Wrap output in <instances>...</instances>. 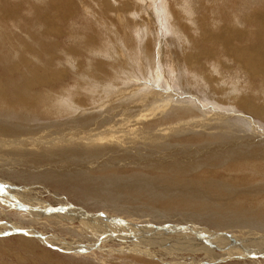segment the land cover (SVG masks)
<instances>
[{"label": "rangeland", "instance_id": "obj_1", "mask_svg": "<svg viewBox=\"0 0 264 264\" xmlns=\"http://www.w3.org/2000/svg\"><path fill=\"white\" fill-rule=\"evenodd\" d=\"M7 1L12 3V4H20L21 2H26V0H17V1L16 0H7ZM28 1L32 4L37 2V0H28ZM74 1L76 3V5H74V6H76V10H75L76 13L70 19L71 21H69V23L65 25V28H62L65 31L64 32L65 35H63L59 39L60 40L59 45L61 44V46L58 45V42L56 39L57 37L52 36L53 38L51 41H53V45H56L55 47H57L56 49L58 51H57V54H53V55L51 54L50 57H45V58L41 57L39 54L40 50L39 49L37 50V48H36L37 45H34L35 48H31L33 52H31V49H29L27 47L30 44L29 39L31 37H32L31 39H33L34 36H37L38 34H43L45 32V30L47 29L46 25H44V23L41 20H39V19L37 20L33 16L31 8H28V11L22 13L21 15H23V16H21V18L18 21H15V22L14 21H4V22L0 21V37L3 35V37H6V39L8 38L7 39L8 45L7 46L5 45L6 46V53L8 54L6 56H8V57L10 56L9 57V58H11L10 61H13V62L18 61V63H19V64L17 63L18 68H20V69L22 68L21 74L19 75V78L16 79V81L25 82V80H27L28 78H31L32 81L35 82V84L36 83L42 84L39 82L38 79H36L34 74L32 75V72L36 68L39 67V68L43 69V71H45V72L49 71L48 73H50L52 69L50 68L49 65L51 63H53L54 61H55V63L53 64L54 69H62L64 71V75H67V74L69 75V77L66 79V83L59 84L58 86H56V88H51V89L45 88V90H41L39 92L40 96L43 99L40 102L42 104L39 103L36 110H34V111L29 110L28 111V110H25L24 108H22L20 106H18V107H16V109H14L13 107H9L7 105L5 106L3 101H0L2 103L0 105V110H2V108H3V110L0 111V113L2 112L3 116L9 117V118L11 116H15V113H16V117L18 119L26 117V119H23L20 123V127L22 129H26L25 126L27 125L28 122L29 123L34 122L38 125L44 124L42 126L50 125V126H52L51 129L54 127L58 128L61 125H65L66 127L70 128V129H71V127L77 128V125L81 124V120H79L80 122H77L75 124H74V122L79 117H83L82 121L83 120L86 121V119L93 117L99 121L100 126H104V127L106 125L107 126L108 125L109 126H116V123L119 120H123V119L125 120L126 119L125 117H127V120H128V118H130V115H127V114H131V112L135 113V114H133V116L134 115L136 117L138 116L136 119H138L139 116H140V118H142L141 116L146 117L144 119L148 118L149 121L146 120L145 123H143L144 125L142 124L144 129L149 130L151 128L152 129L154 128L156 130H160L162 133H166V131L169 129H171V130L173 129L174 130L173 132L177 131L176 133H172V135H169L167 137L166 143H164V145H163L164 147H161L164 149H160L161 152L159 151L160 153H162V156H160L161 154H159V153L155 154V150H150V152H145L146 154L149 155L150 159L152 158L151 160L160 158V160L162 159V161H163V159L168 160L167 157L171 159L172 157H174V155L169 157V155H172V154H168V153L178 151L179 147L187 146L188 144L189 145L191 144L189 147L190 149L193 148L192 150L194 151L198 147L197 148L198 150L197 151L195 150L196 152L194 151L193 155L189 153L190 155H192L189 158H196V160L198 162L201 159L200 163H198V164H202L203 166L201 167V169L199 171L193 170V172H192V171L182 170L179 173H173L174 170H170L169 172L161 174V173H159V171H155L153 169H142V168H139V170L135 172V171H133L134 167H132L131 170L129 171L130 168L126 167V165L124 164L125 166H123V167L125 169L122 168L123 170L117 174L119 177L123 176V174L129 175L130 178L134 179V180H136V178H137V180L138 179L140 180V178L144 177L141 180L146 179V183L147 182L149 184L151 183V185L153 184L152 186L158 187V188H160V190L164 189L163 191L165 193H167V195H169L170 192H171L170 193V195H171L173 193V191H175V189H177L176 191L179 194L176 191L173 194L174 195L173 198H176L177 200L179 199V195H182V194L188 195L191 192L190 190H195V191L201 193L202 195H206L205 197H208L209 200L214 204L217 203V201H216L217 198L222 200V197L224 196L223 200H226L227 196L228 197L230 196V198H227V202L232 201L231 203L229 202V204H230L229 207H231V209L228 207L227 210H229V211H227V210L223 211L225 213L224 214L225 217L232 215V216H235V218H236V215L243 214V216L245 218L248 217L247 219H245L246 224L247 223H250V224L257 223L258 225H264V223L262 222V220L264 221V213H263L264 212V194L262 195V193H261V191L264 190V165H263L264 164V157L263 158L260 157V159H259L260 161H258L259 163H257V161H256L255 162L256 164L253 161L251 162V160L248 161L247 163L245 160H240V161L238 160L239 157L240 158L241 157L242 158L254 157V156H252L253 154L251 153V151H252L251 149H253L254 146H249L248 148L245 147L244 149H246V150H244V156H239V154H238V155H235L234 159H232L230 161L228 160L229 163L232 162L231 164L228 163L224 166H218V167L211 168L212 163L216 162L219 159L220 150H227V148H225V147H227L228 145H231L232 143L237 144L236 148H235V149H237L238 145L242 142L248 143V142L254 141V138L252 139L250 137L252 135L251 133H255L257 131L259 133L262 132V134L264 133V124H259L258 120H256V119L254 120V122H250L248 119L242 118L241 115L244 113H241V112L238 113V111L237 110L235 111V109H233V108L229 109L230 107L228 105H230V104L228 103V105H227L229 96H237L238 97V96H240V93H241V96H244L245 94H247V96H251V97H254L257 99H263L262 101L264 102V95L262 94L263 83H262V81H257V80L254 81L253 78L246 75V72H244L242 69L238 68L237 65L225 53L222 52V48L220 46H218V47L215 46L216 47V48L214 47L215 49L213 48L212 50H210L211 53L207 55L208 56L207 58H204V60L201 62V64L199 63L198 65H192V63L191 64L188 62L186 63L184 60L186 55H189L191 53L196 54L199 51V47H198V45H196V43H199L201 40V35H200V34H202L201 24L204 25L206 17H210V19L220 18L221 17V13H219L220 9H221L220 12H223L226 9V7H228L227 11H229L230 8L232 10H234V8H237V6L239 7V5H241V2L244 3V8H245L247 5V1H249V0H225V1L224 0H74ZM259 1H262L261 3L264 2V0H259ZM107 2H109V4L111 3V5L113 6L111 9H110V7H106ZM153 2H154V4H153ZM31 5H29V6H31ZM258 5H260V4H258ZM222 6L223 7L226 6V7L223 8ZM115 8L116 9L118 8V9L116 10ZM210 10H211V12L212 11L213 12L210 13L209 12ZM108 11H110V12H108ZM117 11H119V13ZM211 14H213V15H211ZM30 19H32L33 21L32 22L28 21ZM212 20H210V21H212ZM194 21L198 22V23H196V25H194ZM218 22H219V20H217V22L215 21L216 24H219ZM220 25H222V24L220 23L218 25V27ZM26 27H28V28H26ZM213 29L216 30L217 27L215 25H213ZM94 32H96V34H94ZM91 36L93 39L92 41H94V42L87 44V46L89 47L88 50H84V49L82 51L79 50L80 44H81V47H83V45H85L84 43H85L86 39L90 38ZM94 38L97 41H95ZM162 42L165 44V46H163V48L165 47V51L163 54L158 51L160 48V44ZM153 44H154V46H152ZM175 44H177V45H175ZM210 46L211 45L205 44V47L211 48ZM7 50H8V52H7ZM4 53H5V49H3V58L6 57L4 55ZM158 53H160V54H158ZM214 53H216V54H214ZM27 57L32 58V59H28ZM112 57L114 58V61L111 64L110 59ZM20 58H21V60H22V58L29 60V64L31 65L30 66L31 68H29V67L23 65L21 62H19ZM50 58H51L52 62L50 64H47L46 60H49ZM71 58L73 59V61ZM98 59L102 60V61L104 60V62L107 60H110V61L105 62V64H109V67H108V69H104L102 71H97V73H93V72H95L94 70L97 69V68H95L94 65H96ZM38 60H42V63H41V61H38ZM38 62H40V63H38ZM40 64H42V65H40ZM151 64H152V66H151ZM227 64H229V66ZM153 65L155 68L153 67ZM231 65H232V67H231ZM35 66H36V68H35ZM140 66H141V68H140ZM30 69H32V70H30ZM91 71H93V72H91ZM48 75H49V81H56V77H53L50 74H48ZM50 76H51V78H50ZM103 76H104V78H103ZM152 81H153V84H152ZM217 81H220V82H217ZM84 84H86V85H84ZM129 84H130V86H129ZM196 84L198 87L196 86ZM200 84H202V85H200ZM207 84H210V86L214 87V88L217 87L215 89L216 91ZM42 85H44V84H42ZM134 87H136V88H134ZM208 87H210V89ZM114 88L116 89V91ZM118 88H119V90H120V88L124 89L125 91H127L126 93H128V94L135 92V95L130 96L131 98H133L132 102H128L126 104L121 105L118 108L113 109V107H111L109 104H110V100L113 97H115V95H113V94H115V92L117 93L119 91V90H117ZM207 88L210 91L207 90ZM232 88H234V89H232ZM159 89H160L162 95L158 94V93H160ZM204 89H205V91H204ZM202 90H203V93H202ZM215 92H216V94H215ZM229 92H230V94H228ZM252 92L255 94H253ZM258 93H260V94H258ZM108 94L111 95L110 98H107L109 96ZM170 94H172V95H170ZM173 94H175V95H173ZM203 94H206L207 96H205ZM218 94L223 98L217 99V98H220V96ZM117 95L118 94H116V96ZM157 95L161 96V98ZM194 97H195V99H194ZM196 97H197V100H199V98H200V100L198 102L196 100ZM44 99H45V101H44ZM74 100H76V101H74ZM77 100L82 101L81 107H78V108H80L81 111L75 113L74 117H73V115L66 113V114H62L60 116L61 118L59 116L58 117L54 116L53 118H51L53 116V114L54 115L57 114V112H55L53 110V106L56 105L55 101H67V102L70 101L69 104H70V107H72L71 106L72 103L73 104L76 103V106H78ZM188 100H190V101H188ZM202 101H203V103H202ZM47 103H48V105H47ZM150 103L156 104L157 106L156 105L155 106L158 109L154 105H153V107H151L152 105ZM162 103H164V104H162ZM182 103L186 104V105H188V103H190L189 106L191 108H193L191 110V112L189 111V113H188L185 110L180 111V106L183 105ZM197 103H199V104H197ZM140 105H143V106H140ZM201 105L203 106V108ZM177 106H179V107H177ZM83 107H85V108H83ZM154 107L156 110L154 109ZM175 107H177V109H175ZM197 107H199V108H197ZM227 107H228V110H226ZM105 108L106 109L108 108L107 111ZM120 108H122V109H120ZM160 108H161V110H160ZM145 110H146V112H145ZM147 110H148V113H147ZM26 111H28V113ZM118 111H120V112H118ZM139 111L142 113H140ZM209 111H211V113ZM234 111H235V114L233 115ZM82 112H85V113L83 114ZM110 112H112V113H110ZM143 112H145V113L143 114ZM150 112L153 114V116L150 114ZM168 112H170V113H168ZM106 113H110V114L108 115ZM199 113L201 115H199ZM104 114L106 116L108 115L107 118ZM171 114H172V116H171ZM63 115H65V116H63ZM101 115H103V116H101ZM110 115H112V116H110ZM154 115L156 116V118ZM168 115H169V118H167ZM229 115H230V117H229ZM119 116H120V119H119ZM149 116H150V118H149ZM195 116H196V118L197 117L198 118L196 119ZM236 116H237V119L240 120V122H238L236 120V118H234ZM246 116L250 118L249 115H246ZM48 117H50V118H48ZM189 117L194 118L196 120L192 119V121H190L191 118H189ZM210 117L212 119H210ZM219 118H221V119L219 120ZM225 118H227V119H225ZM108 119L110 120V122L107 121ZM179 119L182 122L184 120V122H183L184 125L181 122L180 126H179V124H178ZM3 120H5V118H3ZM129 120L131 122L133 121V119H129ZM211 120L213 121V123H216V122L221 123V121H223V123L217 124L213 127V126H211V124H209L212 122ZM225 120H227V121H225ZM23 121L26 123H23ZM156 121H158V122L160 121L161 123L164 122V125H163V123L161 124V123H158ZM205 121H207V122H205ZM69 122L71 124H69ZM105 122H107V123H105ZM228 122L232 123L234 126H237L238 128H240V127L241 128L243 127V128L242 129L240 128L241 132H239L237 135H234L233 139L226 141V139H228V136H226L227 138H225L223 133L220 134L217 132L218 131L223 132L224 127L228 126L227 125V124H229ZM248 122L251 123L250 126L252 128L249 126ZM168 123L170 125H168ZM198 123H199V125H198ZM22 124H23V127H22ZM67 124H69V125H67ZM120 124L121 123H119V125ZM165 124H166V127H164ZM193 124H194V126H193ZM207 124H209V126ZM243 124H245V125H243ZM218 125H220L222 128ZM201 126H203V128ZM255 126L258 128V130L256 129ZM208 128H210V129L212 128L211 133L213 132L214 135L210 136L209 134H206V130ZM248 128H251V130ZM43 129L47 130V128L41 127V128H39L40 133L43 131ZM184 129L185 130L190 129V131H192L191 134L190 135H180ZM202 129H204V130L201 133H199L198 131H200ZM259 130H261V131H259ZM37 131L33 130L34 133L35 132L37 133ZM179 131H181V132H179ZM40 133H37V134H40ZM178 134H179V136H177ZM221 135L224 137L225 141L221 140V139H223V137ZM188 136L191 137V139H189ZM181 137L184 138V140H185V138H187L188 139L187 142H189V143L186 145H185V143H182L183 139H181ZM206 137H208V138L206 139ZM214 137L216 140L214 139ZM192 138H194L193 141H192ZM219 138H220V140H218ZM173 139H174V141H173ZM213 140H215V141H213ZM176 142H178V143H176ZM205 142H206V144H205ZM209 142H210V144H208ZM212 142L214 143L215 146H218V147H214ZM216 142L221 144V145L217 144ZM154 143H152L153 146L159 144L158 142H154ZM202 143H204V145H202ZM224 143H225V145H223ZM182 144H184V145H182ZM165 145H168L167 149H165L166 148ZM153 146H151V147H153ZM203 146H205V148ZM222 147H223V149H222ZM169 148H172V149L169 150ZM163 150H164V152H163ZM242 153L243 152H240V154H242ZM199 154H201V156ZM133 155H135V154H133ZM194 155H196V156H194ZM188 156H185V159H181L179 161L186 160V158H188ZM197 156H199V157H197ZM182 157L183 156H180L178 158H182ZM134 158H137V157H134ZM210 162H211V164H210ZM29 165L30 164H22L19 168L22 170L23 173H25L24 175H32L31 176L32 178L31 177L29 179L27 178L28 180H25L27 182L21 181V183H19L20 182L19 181L16 183L21 184L22 187H19L20 191H24L26 193L25 194L26 196H28L30 198L33 197V199L31 201L34 202V200H35L34 197H37V198H39L45 202L52 201L53 207H55L57 209H59L61 207H65V209H66L67 204L73 205L72 207H74L75 209H77V207L82 209L81 207L83 205H81V204L84 203V201H85V203H86V201H88L87 198H85V196H84V192L82 193L83 186H79L77 183H72L69 186L64 185V187H63L62 183H63L64 179L62 180L60 178V176H61L60 171H57L58 173L56 172V174H54L56 177L59 178V179L57 178L59 181H57V179H55V181L53 180V182H52V179H48L49 177H46V175L44 174L45 173L44 171H46V170L40 172V170H37L34 165H30V166ZM58 165L59 164L51 163V167H54L55 169L58 168ZM249 165H251V166H249ZM1 166H3V164ZM45 167H46V169H48L47 166H44V168ZM249 167H250V170H249ZM255 167H257L256 170H255ZM33 168H35V169H33ZM75 168H73V170H75ZM243 168H245L244 172H243ZM2 169L3 168H0V172H3ZM136 169H138V168H136ZM124 170H125V172H124ZM75 171H77V170H75ZM131 171H133V172H131ZM213 171H215V172H213ZM36 174L38 176H41L40 174H42V177L41 178L40 177H38V178L33 177V175H36ZM194 174H195V177H194ZM212 174H214L215 176H213ZM226 174H228V175H226ZM200 176H201V178H200ZM216 176H218V177H216ZM179 177H180V179H179ZM203 177L205 180L202 179ZM156 178H157V180H156ZM192 179H194V180H192ZM50 180H51V182H49ZM185 180H187V182H185ZM233 181H234V183H233ZM172 182L174 184H172ZM191 182H193V183H191ZM217 182L224 183L226 186L222 185V189H221L219 186L216 185ZM57 183L59 185H62V186H59ZM76 184H77V186H76ZM205 184H207V185H205ZM261 185H263V186H261ZM170 186L172 187L171 189L169 188ZM231 186H233V187H231ZM76 187H77V189H76ZM186 187H187V189H186ZM203 187H204V189L202 190ZM206 187L208 188V190ZM61 188L62 189L64 188V189L62 190ZM67 188H68L69 192H68V190H66ZM72 188L74 189L75 193L73 192ZM165 188H167V190H169V192ZM32 189H34V190H32ZM172 189H173V191H172ZM188 189H189V191H188ZM253 189H254V193H252ZM64 190H65L66 194H65ZM33 191H34V193H33ZM202 191H204V192H202ZM232 191H233V193H232ZM235 191H236V193H235ZM216 192H217V194H216ZM249 192H250L251 196L249 195ZM18 193L21 194L20 192H18ZM175 193H176V195H175ZM209 193H211V194H209ZM225 193L226 194L229 193V194H227V196H225L226 195ZM139 195H140V197H139ZM210 195H212V196H210ZM213 196H214V199H212ZM92 197H94V196H92ZM131 197L133 199H131ZM12 198H13V200L11 198H7V202L12 203V204L16 203V202H14L16 200L15 199L16 197L12 196ZM30 198H28V199H30ZM137 198H138V200L139 199H141V200L138 201ZM8 199H10L11 201ZM238 199H240V200H238ZM251 199H253V200H251ZM82 200H84V201H82ZM256 201H260V202L256 203ZM126 202H128L129 210H131L130 212H131V215H133V216L129 217L128 215H125L124 212L123 213L117 212L114 214L116 216L115 218L120 219V222L122 225L121 228L123 227L122 230L123 231L125 230L124 232H126V229H127V232L129 231L134 236L138 235L137 237H140V235L143 234L142 233L143 231L140 233H139V231L144 229L143 227H145V226H149V227H155L156 226L157 228H164L166 226H171V227L175 226V227L180 228V230L178 229L177 233H175L174 236L170 238L169 244L167 242L166 243L164 242V241H166V239L161 241V242H163L161 244V245H163V247H160V245L158 246V244L160 242L158 244L153 242L155 248L153 246H151L149 251L157 252L160 255H166V253L172 254V256H174V257L170 256L169 257L170 261H176L175 259H177L180 262H183L184 264H206V263L209 264L208 259L206 257V254H205L204 250H202V248L207 246L204 243V240H207L212 244L214 242V239H211L207 236L205 237V235L203 236L200 234H198L197 235L198 237H197L196 234L190 232L192 229H194L193 225H195L197 227H201V228H203L205 226L207 228L210 227L209 223L207 225V223L195 221V218H194L195 214L193 215V213L198 212L199 210L193 211V209H195V208L188 209V208H186V206L182 207L180 205L178 206V208H171L169 206L170 205L169 201H165V202L159 201V200L154 201V198H152L151 195L149 197V196H147L145 194H141V193L140 194H133V195L129 194V196L126 198ZM123 203H125V201ZM78 204H79V206H78ZM2 205H3V201L0 200V222H1V225H3L2 224V222H3V219H2L3 216L2 215L12 213V212L8 211V208L6 207V205H3V206ZM140 205L142 207H140ZM149 206H152V207H149ZM120 207L124 208L125 206L120 205ZM184 209H186V210L184 211ZM139 210H141V211H139ZM146 210H147L148 214L146 213ZM260 210H261V212H259ZM19 211L26 213V211H24V210H19ZM150 211L152 214L150 213ZM178 211L179 212L181 211V212L178 213ZM7 212H9V213H7ZM172 212H174V213H172ZM235 213H236V215H235ZM260 213H261V215H260ZM107 214H109V213H107ZM18 215H19V213L17 214V212H13V215L11 217L14 220L15 219H21V218L24 219V217H22V215L20 218L18 217ZM122 216H125V217H122ZM138 216H140V217H138ZM217 216H218L217 218L221 217L219 215H217ZM250 216H251V218H250ZM25 217H27V216H25ZM189 217H192V218H189ZM259 217H260V219H259ZM200 218H201V216H200ZM54 219H55V217H53V220ZM256 219L257 220L259 219V220L257 221ZM148 220H149V223H148ZM218 220H223V219L220 218ZM92 221H94V218L92 219ZM138 221H139V223H138ZM50 223H51V221H50ZM165 223H167V224H165ZM1 225H0V227H1V229H3L2 228L3 226H1ZM39 225L43 226L42 228H43L44 232H46V231L51 232V230H49L48 227H46V229L44 228L43 223H39ZM76 225H78V223H76ZM133 226H138L140 230H136L137 228L132 229L131 227H133ZM95 227L98 230L96 225H95ZM216 227H217V225H216ZM216 227L215 228L211 227L209 229L212 231H215V233L217 235L224 236L223 233H226V231H224L222 233ZM187 229H188V231H186ZM234 229H233V231H234ZM104 230H108L107 227L105 229H101V231H103V232H104ZM97 232L100 234L99 236H102V233L99 230ZM133 232H136V233H133ZM56 235H58V234H56ZM61 235L62 234H60V236ZM65 235H62V237L67 238L69 236L68 234H65ZM108 235H110V234H107V236ZM184 235H185V237H183ZM9 236H11V235H9ZM5 237H6L5 235H0V239H4ZM66 238H65V240L72 242V241H70V237H68L69 239H66ZM154 239H156V238H154ZM184 240H186V241H184ZM0 241H2V240H0ZM251 241L253 244V242H257L258 240L251 239ZM138 242H140L141 244L144 245L148 241L143 242V241H140V239H139ZM176 242L177 243L180 242L179 243L180 246L179 247H172L173 245H171V244H177ZM153 243H152V245H153ZM170 245L172 248L170 247ZM113 246H112V248H115V245H113ZM199 246H204V247H199ZM36 248L37 247H35V249ZM168 248L171 250L169 251ZM179 248L182 250V252L179 251L180 250ZM12 249H13V251H12ZM38 249H40V248H38ZM41 249L46 250L47 253L49 255H51V256H49V258H46L47 260L45 258H43V256L41 257L43 250H41L42 252H40L41 255L39 254V251H36L35 253L32 252L31 257H30V253L29 252L25 253L26 251H24L23 248L20 246V244L18 242H16V239L5 240V242H0V264H96V263L97 264H103V262L105 264H120V263L121 264H131L133 261L135 263L138 262L137 264H149L150 263V260H148L149 262L146 261V262L141 263L142 260L144 261V259H147L144 255H139V256L133 257L131 253H121V254L120 253H112V254L108 253L109 255H106L108 257H106V256L104 258L102 257V260H100V258H101L100 256L95 257V256H91L89 254L88 256L86 255V256H84V258H82L80 256H76V254L66 253V252H63L57 248L54 249L53 247H50V245L47 246V245L42 244ZM194 251H195V253H194ZM214 251H213V253H223V252H226L229 250H227V249H217L216 250L215 249ZM197 253L199 255H197ZM105 254H107V253H105ZM129 256H131V257H129ZM21 258L22 259H25V258L29 259V261L28 262L24 261ZM33 259H36L37 261L33 262L32 261ZM90 260H92L91 263H90ZM136 260H138V261H136ZM155 260L151 261L150 264H163L160 260H156V261ZM179 261H177V262H179ZM238 261L239 260H235V259L234 260H224V261H220V263L215 262L212 264H224V263L225 264H229V263L230 264H238Z\"/></svg>", "mask_w": 264, "mask_h": 264}, {"label": "bare ground", "instance_id": "obj_2", "mask_svg": "<svg viewBox=\"0 0 264 264\" xmlns=\"http://www.w3.org/2000/svg\"><path fill=\"white\" fill-rule=\"evenodd\" d=\"M261 2L262 1H259V0H249V1H247V5L245 8H244V3L241 2V5H239V7L236 5L237 8H234V10H232L230 8L229 11H227L228 7L224 6V7H226V9L223 12H220L221 9L219 10V13H221L220 18H214V19L212 18L213 19L212 20V19H210V17H206L204 25L201 24V30H202V34H200L201 40L199 43L195 42L196 45H198V47H199V51L196 54L191 53L189 55H186L185 59H184L185 62L186 63L188 62L190 64L192 63V65H198L199 63L201 64V62L204 60V58H207L208 57L207 55L211 53L210 50H212L215 46L216 47L220 46L222 48V52L225 53L237 65L238 68H240L244 72H246V75L253 78L254 81H256V80L262 81V83H263L262 94L264 95V2L263 3H261ZM31 4L32 3H30L28 0H26V2H21L20 4H12V3L8 2L7 0H0V21L1 22L2 21L3 22L4 21H14V22L18 21L21 18V16H23L21 14L28 11V8H31L33 16L37 20L38 19L41 20L44 23V25H46L47 29L45 30L44 33L42 32L43 34H38L37 36H34L33 39H31L32 38L31 37L29 39L30 44L27 47L29 49H31V48H35L34 45H37L36 48H37V50L38 49L40 50L39 54L43 58L50 57L51 54L52 55L57 54V51H58L56 49L57 47H55L56 45H53V41H51L53 38L52 36L57 37L56 39H57V42L59 45V43H60L59 39L63 35H65V33H64L65 31L62 28H65V25L68 24L69 21H71L70 19L76 13V11H75L76 6H74V5H76L75 1L74 0H37L36 3H33L32 5ZM153 4H154V2H153ZM258 4H260V5H258ZM29 5H31V6H29ZM106 7H110V9H111L113 6L111 5V3L109 4V2H107ZM108 12H110V11H108ZM117 12L119 13V11H117ZM209 12L212 13L213 11L211 12V10H210ZM211 15H213V14H211ZM210 20H212V21H210ZM217 20H219V22H218L219 24L220 23L222 24L219 27H218L219 24L215 23V21L217 22ZM28 21L32 22L33 20L30 19ZM196 23H198V22L194 21V25H196ZM213 25H215L217 27L216 30L213 29ZM26 28H28V27H26ZM94 34H96V32H94ZM92 36L90 38L86 39V41L84 43L85 45H83V47H81V44H80L79 50H81V51L83 49L88 50L89 47L87 46V44L94 42V41H92L93 40ZM7 39H6V37H3V35L0 37V55H1L0 56V101H3L5 106L7 105L9 107H13L14 109H16V107L20 106V107L24 108L25 110H28V111L33 110L34 111L37 109L39 103L43 99L40 96L39 92L41 90H45V88H47V89L48 88L49 89L56 88V86H58L59 84L66 83V79L69 77V75L68 74L64 75V71L62 69H54L53 64L55 63V61L53 63H51L52 60L50 58L49 60H46L47 64L51 63L49 65L50 68L52 69L50 73H48L49 71L48 72L43 71V69H41L39 67L36 68V66H35L36 69L33 71L34 73L31 71L32 75L34 74L36 79H38L39 82L44 84V85L37 84V83L35 84V82H33L31 78H28L27 80H25V82L16 81V79L19 78V75L21 74L22 68L21 69L18 68V65H17L18 61L17 62L10 61V59H11V58H9L10 56L9 57L6 56V55H8L6 53V46L8 45ZM95 41H97V40L95 39ZM163 42L160 44V48L158 50L162 54L165 51V47L163 48V46H165V44ZM205 44L211 45L210 46L211 48L205 47ZM175 45H177V44H175ZM59 46H61V44ZM152 46H154V44ZM3 49H5V53H4V55L6 56L5 58H3ZM7 52H8V50H7ZM31 52H33L32 49H31ZM160 53H158V54H160ZM214 54H216V53H214ZM27 58L32 59L29 57H27ZM110 60H111V64H112L114 61V58L112 57ZM110 60H107V61H110ZM38 61H41V63H42V60H38ZM72 61H73V59H72ZM107 61H105V62H107ZM19 62H21L23 65L31 68L30 67L31 65L29 64V60H26L25 58H22V60L20 58ZM105 62H104V60L102 61V60L98 59L96 65H94L95 68H97V69L94 70L95 72H93V71H91V72L97 73V71H102L104 69H108L109 64H105ZM38 63H40V62H38ZM229 64H227V65L229 66ZM40 65H42V64H40ZM151 66H152V64H151ZM153 67H154V65H153ZM231 67H232V65H231ZM140 68H141V66H140ZM30 70H32V69H30ZM48 74H50L53 77H56V81H49V75ZM51 76H50V78H51ZM103 78H104V76H103ZM217 82H220V81H217ZM152 84H153V81H152ZM84 85H86V84H84ZM200 85H202V84H200ZM207 85L210 86V84H207ZM129 86H130V84H129ZM196 86H197V84H196ZM210 87H208V88L210 89ZM121 88H120V90H119V88L117 89V90H119L117 93L116 92H115V94H113L114 92L112 93L113 95H115V97H113L110 100L109 105L111 107H113V109L118 108L121 105L126 104L128 102H132L133 98H131L130 96L135 95V92L128 94V93H126L127 91H125L124 89H121ZM134 88H136V87H134ZM208 88H207V90H209ZM211 88H213L215 90L217 87L216 88L211 87ZM232 89H234V88H232ZM115 91H116V89H115ZM204 91H205V89H204ZM159 92L160 93H158V94L162 95L160 89H159ZM202 93H203V90H202ZM260 93H258V94H260ZM116 94H118V95L116 96ZM215 94H216V92H215ZM228 94H230V92ZM253 94H255V93H253ZM159 95H157V96H159ZM170 95H172V94H170ZM173 95H175V94H173ZM203 95L207 96L206 94H203ZM110 96L111 95H109L107 98H110ZM159 97L161 98V96H159ZM221 98H223V97L220 96V98H217V99H221ZM228 98L229 99H228L227 105H228V103L230 104V105H228L230 107L229 109L233 108V109H235V111L237 110L238 113L239 112L244 113L241 115V117L244 119L245 118L248 119L250 122H254V120L256 119V120H258L259 124H264V102L262 101L263 99H257V98L251 97V96H247V94H245L244 96H241V93H240V96H238V97L237 96H229ZM194 99H195V97H194ZM196 100H197V97H196ZM199 100H200V98H199ZM199 100H197V102ZM44 101H45V99H44ZM74 101H76V100H74ZM77 101H78L77 102L78 106H76V103H74V104L72 103V105H71L72 107H70V104H69L70 101H68V102L67 101H55L56 105L53 106V110L55 112H57V114H55V115L53 114V116L51 118H53L54 116L60 117L62 114H66V113H69L70 115H73V117H74L75 113L81 111L80 108H78V107H81L82 101L81 100H77ZM188 101H190V100H188ZM202 103H203V101H202ZM1 104L2 103L0 102V105ZM40 104H42V103H40ZM162 104H164V103H162ZM197 104H199V103H197ZM47 105H48V103H47ZM151 105H152L151 107H153V105L155 106L156 104H151ZM189 105H190V103H188V105H186V104H183L182 106L179 105L180 111L185 110L188 113H189V111L191 112V110L193 108H191ZM140 106H143V105H140ZM179 106H177V107H179ZM155 107H154V109H155ZM177 107H175V109H177ZM83 108H85V107H83ZM197 108H199V107H197ZM202 108H203V106H202ZM107 109H106V111H107ZM120 109H122V108H120ZM2 110H3V108H2ZM2 110H0V111H2ZM160 110H161V108H160ZM226 110H228V107L226 108ZM28 111H26V112L28 113ZM235 111H234L233 115L235 114ZM118 112H120V111H118ZM145 112H146V110H145ZM145 112H143V114ZM209 112L211 113V111H209ZM82 113L84 114L85 112H82ZM110 113H112V112H110ZM110 113H106V114L109 115ZM140 113H142V112H140ZM147 113H148V110H147ZM168 113H170V112H168ZM133 114H135V113L131 112V114H127V115H130V118H128V120H127V117H125L126 118L125 120L124 119L119 120L116 123V126H109V125L107 126L106 125L104 127V126H100L99 121L93 117L86 119V121L85 120L82 121L83 117H79L80 119L77 118V120L75 119L76 121L74 122V124H75L77 122H80L79 120H81V124L77 125V128L71 127V129H70V128L66 127L65 125H61L58 128L54 127L51 129L52 126H50V125L42 126L44 124L38 125L34 122H32V123L28 122L26 126L24 125L26 129H22L20 127V123L23 119H26V117L18 119L16 117V113H15V116H11L9 118V117L3 116V113L1 112L0 113V168H3L2 169L3 172H0V195H1L0 200L3 201V205H6V207L8 208V211L12 212L11 213L12 215H13V212H17V214L19 213L18 217L20 218L22 215V217H24V219L21 218V219H15L14 220V219H12L11 214H3L2 215L3 216V218H2L3 219V222H2L3 225H1V222H0V225L3 226L2 227L3 229H1V227H0V235H5L6 237L4 239H0V240H2L0 242H5V240H9V239L10 240L16 239V242H18L20 244V246L23 248V250L26 251L25 253H27V252L30 253V257H31L32 252L35 253L36 251H39V254H40V252H42L41 250H43V249H41L42 244H44L47 246L50 245V247H53L54 249L57 248V249H59L63 252H66V253L76 254V256H80L82 258H84V256H86V255L88 256L90 254L91 256H95V257L100 256L101 257L100 260H102V257L104 258L106 255H109L108 253H111V254L112 253H120V254L121 253H131L133 257L139 256V255H144L147 258V259H144V261L141 259L142 260L141 263L146 262V261L149 262L148 260H150V263H151V261L156 259V260H160L163 264L164 263L165 264H184L183 262H180L177 259H175L176 261H170L169 257L172 256V254L166 253V255H160L157 252L149 251L151 246L154 247V243L158 244L160 242L158 244V246L160 245V247H163V245H161L163 242H161V241H163L164 239H166V241H164V242L165 243L167 242L169 244L170 238L173 237L175 233H177L178 229L180 230L179 227L166 226L164 228H157L156 226L155 227L145 226V227H143L144 229L139 231V233L143 231L142 232L143 234L140 235V237H137L138 235L134 236L129 231L127 232V229H126V232H124L125 230L124 231L122 230L123 227L121 228L122 225H121L120 219L115 218L116 216L114 214L117 212H120V213L124 212V214L128 215L129 217L133 216V215H131V212H130L131 210H129V207H128L129 201L126 202V198L129 196V194L133 195V194H140L141 193V194H145L149 197L151 195L152 198H154V201H158V200L163 201V202L169 201L170 202L169 206L171 208H178V206L180 205L182 207L186 206V208H188V209L195 208V209H193V211L199 210L198 212L193 213V215L195 214L194 215L195 221L207 223V225L209 223L210 227L207 228L205 226V227L201 228V227H197V226L193 225L194 229L191 228L192 230L191 231L189 230V231L191 233L196 234V236L198 234H200L203 236L205 235V237L207 236L211 239H214V242L212 244L209 241L203 239L204 243L207 246L206 245H205L206 247L199 246V247H204V248H202V250H204L209 264H212L215 262L220 263V261L234 260V259L239 260L238 264H264V225H258L257 223H254V222H253L254 224H250V223L246 224L245 219H247L248 217L245 218L243 216V214L236 215V213H235L236 218H235V216H232V215L225 217V215H224L225 213L223 211L224 210L226 211L228 209V207L230 206V204H229L230 201L227 202V198H230V196L229 197L227 196V194H229V193H227V194L225 193L226 194L225 196H227L226 200H223L224 196L222 197V200L215 198L217 201V203H215V204L212 203L208 197H205L206 195H202L201 193H199L195 190H190L191 192L188 195H183V194L179 195L180 200L179 199L177 200L176 198H173L174 197L173 194L177 189H175V191H173V189H172L173 193L170 195V193H171L170 192L169 195H167V193H165L163 191L164 189L160 190V188L152 186L153 184L151 185V183L150 184L148 182L146 183V179L141 180L144 177L140 178V180L139 179L137 180V178H136V180H134V179H131L129 175L123 174V176H120V177L117 175L118 173H120V171L123 170L122 168H124L123 166H125V165H126V167L130 168L129 171L131 170L132 167H134L133 171H135V172L138 171L139 168H142V169H153L155 171H159V173H161V174L169 172L170 170H174L173 173H179L182 170L192 171V172H193V170L199 171L201 169V167L203 166L202 164H198V163H200L201 159L198 162L196 160V158H189L193 155L195 150L196 151L198 150L197 149L198 147L196 149L194 148L195 150L193 151L192 150L193 148L192 149L189 148L191 144L190 145L188 144L189 143V142H187L188 139L185 138V140H184V138H182V137H181V139H183L182 143H185V145L186 144H188V145L179 147L178 151L172 152L173 151L172 150L171 151L172 153H168V154H172V155H169V157L174 155V157H172L171 159L167 157V159L169 161L165 160V159H163V161H162V159L160 160V158L151 160L152 158L150 159L149 155L146 154L145 152H150V150H155V154L159 153V154H161L160 156H162V153H160L161 152L160 149H164V148H161V147H164L163 145H164V143H166L167 137L169 135H172V133H176L177 131L173 132L174 131L173 129L172 130L169 129L166 131V133H162L160 130H156L154 128L153 129L151 128L149 130L144 129L143 123H145L146 120L149 121L148 118L144 119L146 117L141 116L142 118H140V116H139V118L136 119L138 116L137 117L135 115L133 116ZM150 114L153 116V114L151 112H150ZM245 114L249 115L250 118L247 117ZM112 115H110V116H112ZM199 115H201V114L199 113ZM230 115H229V117H230ZM63 116H65V115H63ZM101 116H103V115H101ZM107 116H106V118H107ZM171 116H172V114H171ZM3 118H5V120H3ZM48 118H50V117H48ZM149 118H150V116H149ZM155 118H156V116H155ZM167 118H169V115L167 116ZM189 118H191V117H189ZM195 118H196V116H195ZM234 118H236V120L238 122H240V120L237 119V116ZM119 119H120V116H119ZM129 119H133V121L131 122ZM192 119H194V118H191L190 121H192ZM196 119H194V120H196ZM210 119H212V118L210 117ZM220 119L221 118H219V120ZM225 119H227V118H225ZM107 121L110 122L109 119ZM160 121L159 122L156 121V122L161 123ZM225 121H227V120H225ZM181 122L182 121H180V119H179V123H178L179 126H180ZM183 122H184V120H183ZM183 122H182V124L184 125ZM205 122H207V121H205ZM23 123H26V122L23 121ZM105 123H107V122H105ZM119 123H121L122 125L121 124L119 125ZM162 123L164 125V122H162ZM221 123H223V121H221ZM221 123H219V122L213 123V121H212L209 124H211V126L214 127L215 125L221 124ZM228 123H229V124H227L228 126L224 127L223 132L217 130L218 131L217 133H220V134L223 133L225 138H227L226 136H228V139H226V141L233 139L234 135H237L239 132H241V129L243 128V127L242 128L240 127L241 128L240 129L237 126H234L232 123H230V122H228ZM69 124H71V123L69 122ZM69 124H67V125H69ZM209 124H207V125L209 126ZM250 124L251 123H249V126H250ZM168 125H170V124L168 123ZM198 125H199V123H198ZM243 125H245V124H243ZM193 126H194V124H193ZM218 126H220V125H218ZM22 127H23V124H22ZM41 127L47 128L48 131L46 129H45L46 131L43 129V131L40 133L39 128H41ZM164 127H166V124ZM201 127L203 128V126H201ZM251 128H248V129L251 130ZM204 129H202L198 132L201 133ZM209 129L210 128H208L206 130V134H209L210 136L214 135L213 132L211 133L212 128L210 130ZM256 129L258 130L257 127H256ZM33 130L34 131L38 130L37 133H40V134H37L36 132L34 133ZM184 130H183V132L179 131V132H181L180 135H190L192 132V131H190V129L185 130V131ZM259 131H261V130H259ZM251 134L252 135L250 137L252 139L254 138V141L251 140L252 142H248V143L247 142H242L240 144L238 143L239 145H238L237 149H235L237 144L232 143L231 145H228L227 147H225V148H227V150H220L219 159L216 162L212 163L211 168L218 167V166H224V165L228 164L230 160L234 159L235 155L239 154V156H244V150H246L244 148L245 147L248 148L249 146H254V148L251 149L252 150L251 153L253 154L252 156H254V157H248L249 159L247 157L246 158H242V157L240 158L239 157L238 160L239 161L245 160L246 163L250 160H251V162L253 161L255 163L257 161V163H259L258 161H260L259 160L260 157H262V158L264 157V133L262 134V132L259 133L257 131L255 133H251ZM177 136H179V134ZM224 137L221 140L225 141ZM188 138L191 139V137H189V136H188ZM207 138L208 137H206V139ZM193 139L194 138H192V141H193ZM214 139H215V137H214ZM215 140H213V141H215ZM218 140H220V138ZM173 141H174V139H173ZM154 142H158L159 144L153 146L152 143H154ZM176 143H178V142H176ZM205 144H206V142H205ZM208 144H210V142ZM217 144H219V143H217ZM182 145H184V144H182ZM202 145H204V143H202ZM219 145H221V144H219ZM223 145H225V143ZM151 146H153V147H151ZM165 146H166L165 149H167L168 145H165ZM213 146L218 147V146H215L214 143H213ZM203 147L205 148V146H203ZM170 149H172V148H169V150ZM222 149H223V147H222ZM163 152H164V150H163ZM240 152H243V153L240 154ZM189 153L192 155H190ZM133 154H135V155H133ZM199 155L201 156V154H199ZM180 156H183V157L178 158ZM185 156H188V158H186L187 161L186 160L179 161L181 159H185ZM194 156H196V155H194ZM134 157H137V158H134ZM197 157H199V156H197ZM51 163L59 164L58 168L55 169L54 167H51ZM231 163H229V164H231ZM2 164H3V166H1ZM22 164L34 165L37 170H40V172L46 170V171H44L45 172L44 174L46 175V177H49L48 179H52V182H53V180L55 181V179L58 178L54 174H56L57 171H60L61 176L63 177L62 178L60 176V178L62 180L64 179V181L62 183L63 187H64V185L69 186L72 183H77L79 186H83L82 193L84 192V196H85V198H87L88 201H86V203H85V201L82 200V201H84V203L81 202L82 203L81 205H83L81 207L82 209L78 208L77 206H76L77 209H75L74 207H72L73 205H68V204L66 206V209H65V207H61V208L57 209V208L53 207L52 201L45 202V201H43L37 197H34L35 198L34 202L31 201L33 199V197L30 198V197L26 196L25 195L26 193L24 191H20L19 187H22L21 184L16 183L19 181H20L19 183H21V181L23 182L25 180H28L32 176V175H24L25 173H23L22 170L19 168ZM210 164H211V162H210ZM44 166H47L48 169H46V167L44 168ZM249 166H251V165H249ZM35 168H33V169H35ZM73 168H75V170H77V171L73 170ZM136 168H138V169H136ZM256 168L257 167H255V170H256ZM244 169L245 168H243V172H244ZM249 170H250V167H249ZM133 171H131V172H133ZM124 172H125V170H124ZM213 172H215V171H213ZM40 175L41 176H38L36 174V175H33V177H35V178L40 177L41 178L42 174H40ZM212 175L215 176L214 174H212ZM226 175H228V174H226ZM194 177H195V174H194ZM216 177H218V176H216ZM200 178H201V176H200ZM58 179H57V181H59ZM179 179H180V177H179ZM194 179H192V180H194ZM202 179H204V177ZM156 180H157V178H156ZM25 182H27V181H25ZM49 182H51V180ZM185 182H187V180H185ZM191 183H193V182H191ZM233 183H234V181H233ZM77 184H76V186H77ZM172 184H174V183L172 182ZM205 185H207V184H205ZM216 185L219 186L221 189H222V185L226 186L224 183H220V182H217ZM59 186H62V185H59ZM171 186L169 187L170 189L173 187V186L172 187ZM261 186H263V185H261ZM231 187H233V186H231ZM68 188L66 190H68ZM167 188H165V189L167 190ZM76 189H77V187H76ZM186 189H187V187H186ZM203 189H204V187L202 188V190ZM32 190H34V189H32ZM207 190H208V188H207ZM167 191L169 192V190H167ZM188 191H189V189H188ZM18 192H20L21 194H19ZM64 192H65V190H64ZM68 192H69V190H68ZM73 192H74V189H73ZM202 192H204V191H202ZM33 193H34V191H33ZM232 193H233V191H232ZM235 193H236V191H235ZM252 193H254V189H253ZM261 193L263 195L264 190H262ZM65 194H66V192H65ZM209 194H211V193H209ZM216 194H217V192H216ZM175 195H176V193H175ZM249 195H250V192H249ZM12 196L16 197L15 198L16 200L14 201L16 203H14V204L7 202V198H11L13 200ZM92 196H94V197H92ZM210 196H212V195H210ZM139 197H140V195H139ZM28 198H30V199H28ZM131 199H133V198L131 197ZM212 199H214V196L212 197ZM8 200H10V199H8ZM137 200H138V198H137ZM140 200L141 199H139L138 201H140ZM238 200H240V199H238ZM251 200H253V199H251ZM124 201H125V203H123ZM257 202H260V201H256V203ZM120 205L125 206V207L121 208ZM78 206H79V204H78ZM140 207H142V206L140 205ZM149 207H152V206H149ZM229 208L231 209V207H229ZM19 210H24V211H26V213L25 212L23 213L22 211H19ZM185 210L186 209H184V211ZM139 211H141V210H139ZM227 211H229V210H227ZM9 212H7V213H9ZM180 212L178 211V213H180ZM259 212H261V210ZM107 213H109V214H107ZM146 213L148 214L147 210H146ZM150 213H151V211H150ZM172 213H174V212H172ZM217 215L221 216L220 218H222L223 220H218L220 218H217L218 217ZM260 215H261V213H260ZM25 216H27V217H25ZM200 216H201V218H200ZM53 217H55L54 220H53ZM122 217H125V216H122ZM138 217H140V216H138ZM93 218H94V221H92ZM189 218H192V217H189ZM250 218H251V216H250ZM259 219H260V217H259ZM50 221H51V223H50ZM262 222L264 223L263 220H262ZM39 223H43L44 228L46 229V227H48L52 233L48 232V231L44 232L43 228H42L43 226H40ZM76 223H78V225H76ZM138 223H139V221H138ZM148 223H149V220H148ZM165 224H167V223H165ZM95 225L97 226L98 230L102 233V236H99L100 234L97 232L98 230L96 229ZM216 225H217V227H216ZM106 227L108 230H104V232L101 231V229H105ZM211 227L212 228L216 227V228H218V230L220 232L223 233L224 231H226V233H223L224 236L217 235L215 233V231H212L209 229ZM131 228L132 229L137 228L136 230H140L138 226H133ZM233 229H234V231H233ZM186 231H188V229ZM133 233H136V232H133ZM56 234H58V235H56ZM60 234H62V235L68 234L69 235L68 237H70V241H72V242L65 240L66 237L63 238L62 235L60 236ZM107 234H110V235L107 236ZM9 235H11L12 237ZM68 237L66 239H69ZM183 237H185V235ZM154 238H156V239H154ZM139 239H140V241H143V242L148 241V242L143 245L140 242H138ZM251 239H256L258 241L253 242V244H252ZM184 241H186V240H184ZM152 243H153V245H152ZM179 243L180 242H178L177 244H171V245H173L172 247H179L180 246ZM113 245H115V248H112ZM171 245H170V247H171ZM35 247H37V248L35 249ZM38 248H40V249H38ZM215 249L216 250L217 249H227L229 251H226L223 253H213V251ZM170 250L171 249H169V251ZM12 251H13V249H12ZM179 251L182 252L181 249ZM105 253H107V254H105ZM194 253H195V251H194ZM197 255H199V254L197 253ZM42 256H43V258L46 259V258H49V256H51V255H49L46 250H43L41 257ZM106 257H108V256H106ZM129 257H131V256H129ZM172 257H174V256H172ZM22 260L27 261V262L29 261V259H26V258L22 259ZM32 261L35 262L37 260L33 259ZM136 261H138V260H136ZM177 261H179V262H177ZM91 262H92V260H90V263ZM137 263L138 262L135 263L133 261L131 264H137ZM103 264H105V263L103 262Z\"/></svg>", "mask_w": 264, "mask_h": 264}]
</instances>
